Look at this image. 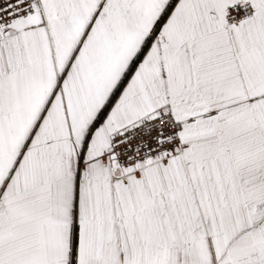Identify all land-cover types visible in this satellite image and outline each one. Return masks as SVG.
<instances>
[{
    "label": "snow or ice",
    "instance_id": "1",
    "mask_svg": "<svg viewBox=\"0 0 264 264\" xmlns=\"http://www.w3.org/2000/svg\"><path fill=\"white\" fill-rule=\"evenodd\" d=\"M0 264H264V0H0Z\"/></svg>",
    "mask_w": 264,
    "mask_h": 264
}]
</instances>
